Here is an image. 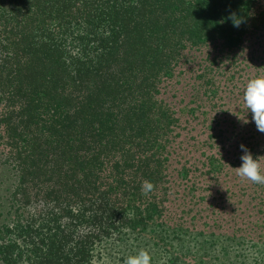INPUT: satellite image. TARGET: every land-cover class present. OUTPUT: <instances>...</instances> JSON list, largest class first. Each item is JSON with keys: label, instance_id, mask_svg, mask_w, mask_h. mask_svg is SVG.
Wrapping results in <instances>:
<instances>
[{"label": "trees", "instance_id": "16d2710c", "mask_svg": "<svg viewBox=\"0 0 264 264\" xmlns=\"http://www.w3.org/2000/svg\"><path fill=\"white\" fill-rule=\"evenodd\" d=\"M255 76L264 0H0V264H264L164 223L181 131Z\"/></svg>", "mask_w": 264, "mask_h": 264}, {"label": "rangeland", "instance_id": "374dc122", "mask_svg": "<svg viewBox=\"0 0 264 264\" xmlns=\"http://www.w3.org/2000/svg\"><path fill=\"white\" fill-rule=\"evenodd\" d=\"M229 97L221 128L213 130L217 133L201 130V124L194 132L181 131L178 141L183 143L171 153L164 223L177 232L220 236L224 243L234 240L243 248L256 245V251L264 250V184L241 179L235 169L243 144L264 174V132L255 127L242 96ZM167 256L180 259L178 254Z\"/></svg>", "mask_w": 264, "mask_h": 264}, {"label": "clouds", "instance_id": "9594fccd", "mask_svg": "<svg viewBox=\"0 0 264 264\" xmlns=\"http://www.w3.org/2000/svg\"><path fill=\"white\" fill-rule=\"evenodd\" d=\"M236 14H230L229 19L233 25L238 27L242 22L241 18L236 20ZM243 104L247 112L251 113V119L255 123L258 131L264 132V76H255L249 78L243 87ZM240 148L243 154L240 157L241 163L236 169V175L241 179H246L255 184H264V174L260 170V164L257 158H253L246 147L241 144ZM153 185L150 181H143L141 191L144 194L150 192ZM150 256L144 250L137 251L134 255L127 256L123 264H150Z\"/></svg>", "mask_w": 264, "mask_h": 264}]
</instances>
